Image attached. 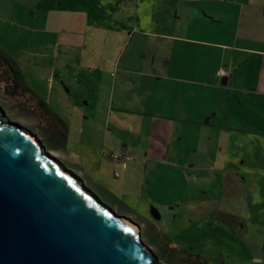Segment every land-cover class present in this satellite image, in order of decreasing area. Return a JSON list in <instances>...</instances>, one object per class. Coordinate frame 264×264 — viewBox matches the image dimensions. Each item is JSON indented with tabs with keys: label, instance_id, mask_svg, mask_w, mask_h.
<instances>
[{
	"label": "crops",
	"instance_id": "0c3cea01",
	"mask_svg": "<svg viewBox=\"0 0 264 264\" xmlns=\"http://www.w3.org/2000/svg\"><path fill=\"white\" fill-rule=\"evenodd\" d=\"M13 1L0 0V26L15 24L12 10H19V6L14 7ZM171 1L174 5L167 14L173 16L172 27L184 29L172 34L174 40L145 27L144 36L169 40L157 39L162 45L154 49L149 45V59L141 56L145 48L142 41L150 44L146 38H138L132 46L111 44L115 35L122 38L127 29L133 41L140 26L141 0H105L96 11L92 0H43L30 11L22 9L23 21L17 27L32 32L22 51L13 55V47L9 49L0 39V51L10 56L22 73L20 87L35 93L67 125L68 158L106 194L126 199L131 210L144 212L145 217L150 210L155 211L161 220L165 210L173 211L177 206L176 200L165 197L172 195L173 172L180 178L189 169L185 160L189 148L183 153L182 141L157 140L154 135L142 143L139 135L136 140L130 134L125 142L119 140L114 136L119 122L115 114L191 110L190 100L199 93L201 102L207 87L217 90V102L228 98L229 107L236 110H264V0ZM6 3L11 5L8 12ZM50 13L58 21L51 27L45 17ZM27 17L37 24L31 28ZM130 17L134 20L132 30L125 20ZM183 19L184 23H178ZM150 20L154 25L153 17ZM9 33L13 35V31ZM48 34L53 36L49 39L45 37ZM181 45L188 47L179 52ZM50 50L52 59L45 63L44 54ZM94 67L100 70L99 78ZM82 73L85 78L81 82ZM93 83L105 92L106 101L96 107L107 110H93V116L101 112L104 118L88 126L84 120L90 121L92 115L80 107L93 106L87 94V85ZM84 91L86 99L80 100ZM95 97L101 98L98 94ZM176 119L177 124L183 121ZM88 127L93 131L85 129ZM112 152L124 155L115 161Z\"/></svg>",
	"mask_w": 264,
	"mask_h": 264
},
{
	"label": "rangeland",
	"instance_id": "374dc122",
	"mask_svg": "<svg viewBox=\"0 0 264 264\" xmlns=\"http://www.w3.org/2000/svg\"><path fill=\"white\" fill-rule=\"evenodd\" d=\"M92 1L96 11V7L101 6L100 2L105 0ZM38 2L42 4L43 0H14L12 5L14 7L18 5L20 11L11 10L18 20L12 16L15 24L0 26V39L7 43V47H11L9 49L13 47L15 52L10 50L13 55L16 51H22L26 41L32 36L31 31L26 33L24 29L19 30L17 27V24L23 21L22 9L27 8L30 11ZM172 5L174 4L171 0H141L140 26L138 33L134 34L133 41L130 39L132 35L127 34L128 29L125 26L124 31L127 30L123 31L122 38L115 35L111 44L121 42L132 46L138 38H146L150 44L142 41L145 48H142L141 56L149 59L152 57V52L148 50L149 45L154 49L153 46L161 44L157 39L162 42L169 40L157 38L158 36H144L145 27H153V32L163 34L167 39L174 38L173 33L184 29L178 28L179 25L173 29V16L167 14ZM6 6L7 9H4L8 12L11 5L6 3ZM28 15L30 16V12ZM45 17L50 27L51 23L58 24L54 14H47ZM151 17L154 25L150 22ZM27 19L31 28L37 24L33 18ZM125 20L131 23L129 30H132L134 20L131 17ZM184 22L183 19L178 23ZM10 31H13V35L9 33ZM52 36L48 34L45 37L50 39ZM97 39L98 42L102 41L99 35ZM181 46L179 52L188 47ZM190 49H194V46ZM44 56L43 61L50 63L52 50L46 52ZM93 69L96 71L94 75L99 78L100 70H96L95 67ZM108 69L111 74V69ZM112 77L114 75L110 79ZM84 78L85 74L82 73L81 82ZM14 85L13 75L0 60V111L3 120L15 123L31 133L43 152H50L61 166L76 174L80 182H84L91 191L102 197L104 203L136 224L140 230L142 243L153 253L157 264H190L194 259L190 254H199L206 260V264H264V110H236L235 106L229 107L228 98L217 102V90L207 87L201 102L199 93L198 97L190 100L191 110H181L180 113L169 110H147L148 112L144 110L143 114H115L119 122L118 134L116 132L114 136L119 140L125 142L126 139H130L128 134L136 140L139 135L142 143L144 139L154 135L157 140L172 139L173 143L175 140L182 141L179 145L183 153L189 148V155L185 158L189 169L184 171L180 178L177 172H173L172 195L164 196L166 200H176L177 206L173 211L165 210L161 220L160 216L159 218H156L157 215L154 216L152 210L148 217L143 216L146 214L141 211L134 213L131 210L132 205L116 195L125 202V205L118 204L98 188L79 165L68 158L65 149H49V142L58 146L62 144L64 126L44 110L35 93L28 92L20 86L15 89ZM97 85L96 83L87 85V94L91 96L88 101H93V106L80 107V111L85 110L92 115L90 121L84 120V124L87 123L88 126L96 124L95 122L98 124L99 119L103 117L101 112L93 116V110H107L102 106L96 107V104L101 105L106 101L105 92L98 90ZM80 94V100L83 98L85 100V91ZM97 94L101 98H96ZM202 108L204 110H201ZM74 115L75 113L73 118ZM176 117L183 119L181 124L176 123L178 122ZM85 129L93 131L91 127ZM156 176L157 174L154 175L155 179ZM154 213L156 214L155 211ZM149 222L158 227L170 246L179 249L169 257L172 259L171 263L160 256V250L146 237Z\"/></svg>",
	"mask_w": 264,
	"mask_h": 264
},
{
	"label": "water",
	"instance_id": "95a60500",
	"mask_svg": "<svg viewBox=\"0 0 264 264\" xmlns=\"http://www.w3.org/2000/svg\"><path fill=\"white\" fill-rule=\"evenodd\" d=\"M0 264L157 262L136 224L0 111Z\"/></svg>",
	"mask_w": 264,
	"mask_h": 264
},
{
	"label": "trees",
	"instance_id": "16d2710c",
	"mask_svg": "<svg viewBox=\"0 0 264 264\" xmlns=\"http://www.w3.org/2000/svg\"><path fill=\"white\" fill-rule=\"evenodd\" d=\"M0 60L4 64H6V66L13 73V77L16 79V81H15L16 82V84H15L16 88H17V86H20L21 84H23V76H22V73L19 69L18 64L10 56L4 54L1 51H0ZM38 100H39V103L41 104V106L44 108V110H46V112H48L53 117H55L64 126V131L62 133V144L58 146L54 143L49 142L50 143L49 149H54V150L66 149L67 125L43 100H41L40 98H38ZM106 195L113 198L118 204L125 205V202L122 201L116 195L110 194V193L109 194L107 193ZM100 198L102 199V197H100ZM134 213H136V212H134ZM146 237L148 238L149 242L152 245L156 246L160 250V253H161L160 256L165 258L168 262L171 263L172 259L169 257H172L174 255V253L179 251V249L169 245V241L165 239V237L160 232V230H158V227L155 224L149 222L147 232H146ZM169 255H171V256H169ZM190 255L194 258L193 260H191L190 264H206V260H204L203 257L200 256L199 254L198 255L197 254H190Z\"/></svg>",
	"mask_w": 264,
	"mask_h": 264
},
{
	"label": "built area",
	"instance_id": "2783aa9c",
	"mask_svg": "<svg viewBox=\"0 0 264 264\" xmlns=\"http://www.w3.org/2000/svg\"><path fill=\"white\" fill-rule=\"evenodd\" d=\"M222 1H227V0H222ZM222 75H226L225 72H221ZM124 155V152H112L111 153V157L115 160V161H119L122 159ZM118 174V173H117Z\"/></svg>",
	"mask_w": 264,
	"mask_h": 264
},
{
	"label": "bare ground",
	"instance_id": "6f19581e",
	"mask_svg": "<svg viewBox=\"0 0 264 264\" xmlns=\"http://www.w3.org/2000/svg\"><path fill=\"white\" fill-rule=\"evenodd\" d=\"M34 138V137H33ZM35 139V138H34ZM136 229H137V227H136Z\"/></svg>",
	"mask_w": 264,
	"mask_h": 264
}]
</instances>
